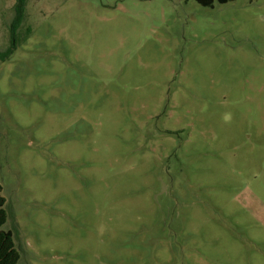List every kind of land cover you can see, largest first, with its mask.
Here are the masks:
<instances>
[{"label": "rangeland", "instance_id": "obj_1", "mask_svg": "<svg viewBox=\"0 0 264 264\" xmlns=\"http://www.w3.org/2000/svg\"><path fill=\"white\" fill-rule=\"evenodd\" d=\"M0 264H264V0H27Z\"/></svg>", "mask_w": 264, "mask_h": 264}, {"label": "trees", "instance_id": "obj_2", "mask_svg": "<svg viewBox=\"0 0 264 264\" xmlns=\"http://www.w3.org/2000/svg\"><path fill=\"white\" fill-rule=\"evenodd\" d=\"M26 1L27 0H15V5L13 8L14 18L9 26L11 44L7 49L3 51L0 50V63L9 60L13 54L16 44V31L21 27L25 19ZM234 1L236 0H184L186 4L189 2H194L203 8H213L216 3L223 5ZM254 1L256 0H246L248 4H251Z\"/></svg>", "mask_w": 264, "mask_h": 264}]
</instances>
